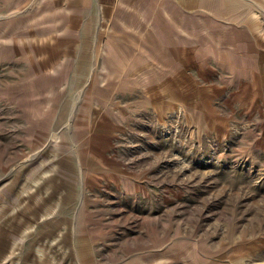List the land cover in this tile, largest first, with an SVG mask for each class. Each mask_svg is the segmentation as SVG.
I'll return each mask as SVG.
<instances>
[{"label":"rangeland","instance_id":"obj_1","mask_svg":"<svg viewBox=\"0 0 264 264\" xmlns=\"http://www.w3.org/2000/svg\"><path fill=\"white\" fill-rule=\"evenodd\" d=\"M97 1L0 0V264H264V0Z\"/></svg>","mask_w":264,"mask_h":264},{"label":"crops","instance_id":"obj_2","mask_svg":"<svg viewBox=\"0 0 264 264\" xmlns=\"http://www.w3.org/2000/svg\"><path fill=\"white\" fill-rule=\"evenodd\" d=\"M75 1V3L76 4H72V5H75L76 7H78V6H84V4H85V0H74ZM99 1V3H102V4H108V3H111L112 2V0H98ZM97 1V2H98ZM142 1V0H141ZM96 2V3H97ZM108 2V3H107ZM156 3H158L157 1H155V2H152V3H150V2H148L147 0H144L143 1V4H142V6H140L139 8H142L143 9V13H144V15H147L146 14V11L147 10H150V6H152V5H154V4H156ZM121 9H122V7H121ZM152 9V8H151ZM142 22H143V20H141ZM164 35H168V33H163ZM132 42H133V40H132ZM130 43V42H129ZM128 49L129 48H127V49H125L124 50V52H120L119 53V60L121 61V60H123V59H125V54L128 52ZM119 51V50H118ZM136 52V51H135ZM135 52L133 53V54H135ZM129 66H131V65H129ZM131 68H133V67H130V68H128L127 70H129V69H131Z\"/></svg>","mask_w":264,"mask_h":264}]
</instances>
